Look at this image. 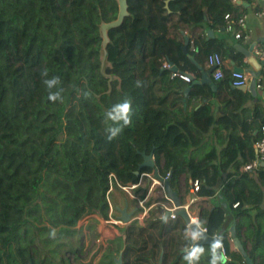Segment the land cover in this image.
<instances>
[{"label":"trees","instance_id":"obj_1","mask_svg":"<svg viewBox=\"0 0 264 264\" xmlns=\"http://www.w3.org/2000/svg\"><path fill=\"white\" fill-rule=\"evenodd\" d=\"M165 3L127 0L129 15L108 31L101 70L99 24L116 18L117 0H0V264H114L119 255L121 264H190L182 250L191 237L178 214L118 227L84 260L91 249L84 252L78 221L109 218V175L116 187L138 183L151 171L135 174L142 151L169 174L180 200L181 175L186 191L197 180V195L207 198L198 222L221 237L227 261L197 245L198 264L214 257L247 264L233 237L252 264H264V167L241 169L255 158L264 99L233 87L228 67L215 90L176 74L210 54L241 64L231 42L205 30L225 29L224 15L234 20L242 7L232 0ZM169 61L177 72L163 67ZM52 77L59 83L48 89L43 81ZM50 92L60 99L49 100ZM125 100L131 123L109 140L117 125L106 114Z\"/></svg>","mask_w":264,"mask_h":264},{"label":"water","instance_id":"obj_2","mask_svg":"<svg viewBox=\"0 0 264 264\" xmlns=\"http://www.w3.org/2000/svg\"><path fill=\"white\" fill-rule=\"evenodd\" d=\"M236 3L244 4L240 0H237ZM117 4H118V11H117L116 18L112 19L110 21H107V22H101L99 24L100 35L102 37V41H101V53H102L101 70H103L105 68L106 63H107V56H108L107 45L110 41L109 36H108V31L112 28L119 27L122 24L124 18L129 15L127 0H117ZM165 6L167 7V0L165 3ZM206 32H207L208 37L213 36V32L211 29H208ZM187 44H188V36L184 35V43L182 45V49H183L184 53L187 52ZM255 45L256 44L251 45L248 49H243V48H240L239 45H236V47L238 48V51L242 53V55L246 59V62L250 66V68L244 69V67L242 65L235 64L233 60L230 61V64L232 65L233 71L243 72L245 70L250 74L251 77H250L249 83L247 85L237 86L236 88L241 89V90H245V91L247 90L253 98L257 97V92L255 89L256 77L259 75L260 70L264 67V44L262 45L261 49H259L261 51V58L260 59L258 58V56L254 52V46ZM168 64H169V68L173 72H177V67L175 65H173L172 62L169 61ZM197 67L200 70V78L193 80L191 82V85L192 84H208L212 90H215L216 84L214 83V81L210 77L212 67L208 68L207 70H204L200 65H197ZM188 90H189V87H186L184 89V93L186 94L188 92ZM261 97L264 99V91L261 93ZM205 100L206 99H204V101ZM141 154L143 156V160L141 163H139L138 169L135 171V174L138 175L140 168L149 167V168L153 169V176L157 180H159L160 182L163 183V188H164V191L166 193V196L171 200L173 206L176 209V213L182 217L184 223L187 225L190 232L192 234H194V236H195V239L190 240V244L192 245V247L189 250L190 253H193L194 251H196L197 245H209L212 247V249L214 251L213 255L215 257H217L218 259L220 257L226 258L225 254H224V249L222 246L221 237L218 235H209L206 232V230H203L197 222L190 221V217H189L186 209L181 207L182 204H181L180 198L178 196V192L175 189H173L171 184H170V180L168 178L169 176L167 178H164V176H162L159 173L157 167L155 166V160L153 159V154L152 153L146 154L144 151H142ZM260 165L264 166V162H261ZM126 207H127V205H125L122 208H117V209L120 212L119 219L121 221H123L124 223H129L131 221L132 211H127ZM170 214H171V210L165 209L164 217L167 218L170 216ZM233 227H234V224L231 225L230 230H232ZM231 242H232L234 249H236L237 251H239L242 254V256L244 257L247 264H252L251 258L246 255L245 249L242 246L239 239L236 237H233L231 239ZM217 244H219V247H216ZM226 261H227V258L221 262L224 263ZM192 262H193V264H198L196 262V256L192 258ZM121 263H122V259H121V255H119L115 259L114 264H121Z\"/></svg>","mask_w":264,"mask_h":264},{"label":"rangeland","instance_id":"obj_3","mask_svg":"<svg viewBox=\"0 0 264 264\" xmlns=\"http://www.w3.org/2000/svg\"><path fill=\"white\" fill-rule=\"evenodd\" d=\"M153 159L155 160L154 156ZM144 173L146 175H142V186L141 188H139V190H135V188H127V190H125L121 189L118 186H113L112 190L108 194V198L112 205L111 211L108 210V213L110 214L108 219H104L97 215H91V217H94L97 222L92 220L89 216L84 217L78 221L77 227L82 228L84 232V252L89 248L91 249L84 258L86 262L91 258V254L95 250H97L101 246L106 245L108 239L115 238L120 234L118 227H122L128 224L119 219L120 212L117 208H122L127 205L126 209L127 211H132L131 218H133L134 216H139L140 214H142V212L144 211L142 206L147 208L148 204L156 203L155 206H152L149 210H147V213L143 218L132 219L136 221L138 225H144L147 220L162 217L164 210L166 208L172 207L173 204L171 200L166 196L163 188V183L153 176V169L151 168L150 172ZM189 190L186 191L185 179L184 176L181 175L179 177L178 191L182 201H186V196L188 195ZM205 204L206 203H204L203 201L198 200L189 208L190 213H193H191V215L195 217L197 221V211L199 210V207L205 206ZM88 226H90L89 229ZM99 256L100 253H97L93 258V263L98 260Z\"/></svg>","mask_w":264,"mask_h":264},{"label":"built area","instance_id":"obj_4","mask_svg":"<svg viewBox=\"0 0 264 264\" xmlns=\"http://www.w3.org/2000/svg\"><path fill=\"white\" fill-rule=\"evenodd\" d=\"M232 1H235V0H232ZM245 18H246V15L243 13L234 20L231 19V15L229 13H226L224 15L226 27L237 26V27L241 28L244 25ZM234 35H235V37H240L241 34L239 31H237V32H235ZM191 48L193 49L192 45H191ZM254 52L258 56V58L260 59L261 58V51L257 48H254ZM205 65L207 68L212 67L210 77L212 78L213 81H219V80L223 79V77H224L223 70L225 67V60L222 59L219 55H217V54L208 55L207 59L205 60ZM163 67H169V64L167 62H164ZM176 74L178 75V77L180 79H182L183 81H185L187 83L192 82L193 80L200 78V72L196 71V70H194V71L184 70L183 72H178ZM250 77H251L250 74L248 72H246L245 70L243 72L231 71L230 84L234 87L241 86V85H247L249 83ZM255 89H256V92L258 91L260 93L264 91V70H263V68L260 70L259 75L256 77ZM258 132H259V137L256 138L255 141L253 142V147L255 150V158L252 159L251 161L247 162V163H244L241 166V169L243 171H254L258 168V166H261L260 165L261 162H264V122L260 124ZM142 174H144V173H142ZM112 176H113V174L109 175L108 193L113 188V184L111 182ZM168 176H169V174L164 176V178H167ZM138 184H139V181H138V183L129 184V185H121L120 183H117V186L120 187L121 189L127 190V188H129V189L136 188L138 186ZM198 189H199V182L197 180H193V181L191 180L190 181V190L188 192V200H187V202H185L184 204L181 205V207L186 209V211L190 217V221H192V218H194V221H192V222H197V223H198L197 219L191 215L192 212L190 213L189 208L193 204H195V202H197L199 197H200L197 195ZM108 204H109V210L111 211L112 205H111L109 198H108ZM169 209L171 210V214L169 217L172 219L175 218V215L177 214L175 207L172 205V207H170ZM109 216H110V214H109ZM135 218H137V217H135ZM201 228L203 230H206L204 227H201Z\"/></svg>","mask_w":264,"mask_h":264},{"label":"crops","instance_id":"obj_5","mask_svg":"<svg viewBox=\"0 0 264 264\" xmlns=\"http://www.w3.org/2000/svg\"><path fill=\"white\" fill-rule=\"evenodd\" d=\"M235 1H237V0H235ZM240 1L242 3H244V4H238L237 3L238 5H240L242 7L241 14L243 13L246 15L244 25L241 28H239L237 26L226 27L225 29H217V30L213 29V28H207L205 31H207L208 29H211L213 32V36L226 38L229 42L232 43L233 47L237 51H238V48L236 47V45H239L240 48L248 49L251 45L256 44L254 46V48L261 49L262 45L264 44V0H240ZM237 31L240 32V34H241L240 37H235L234 34ZM198 32H199V29H196L194 33L196 34ZM205 33H206V37L209 38L207 36V32H205ZM240 65H242L244 67V69L250 68V66L246 62V59L244 58L243 55H242V61H241ZM201 67L204 70L208 69L205 65V61ZM227 67L230 68L231 71H233L232 65L230 64L229 60H225V68H227ZM263 69H264V67H263ZM186 70H192V71L196 70V71L200 72V70L198 69L197 66L195 68H188ZM214 83L216 84V81H214ZM261 93L257 91V97L258 98H262ZM142 175L143 174L140 175L139 184L135 188V190H139V188H141V186H142L141 185L142 179H143ZM190 181L191 180H189L188 182L190 183ZM144 197H146V196H144ZM206 199H207L206 197H199L198 200L200 201V200H206ZM187 200H188V195L186 196V201L184 200V202H187ZM140 201H141V199H140ZM155 205H156V203H150V204H148L147 208L142 206L144 209L142 214H140L139 216H134L133 218H135V217H137V219L143 218L145 216V214L147 213V210H149L152 206H155ZM133 218H131V220Z\"/></svg>","mask_w":264,"mask_h":264},{"label":"clouds","instance_id":"obj_6","mask_svg":"<svg viewBox=\"0 0 264 264\" xmlns=\"http://www.w3.org/2000/svg\"><path fill=\"white\" fill-rule=\"evenodd\" d=\"M47 71L45 70L42 75L47 76ZM44 85L48 89H52L54 86H56L59 83V79L57 77H52L51 79H45L43 81ZM48 99L51 101H56L60 99L59 92L56 93H49ZM131 115H132V108H131V101L125 100L122 103L116 104L112 107V109L106 114V118L110 121H112L114 124H116V127H110L108 129L109 136L108 139L111 140L112 138L116 137L124 127L128 126L131 123ZM52 235H55L53 232ZM216 247H219V244L216 245ZM196 256V252L194 251L191 253L186 259L191 261L193 257ZM221 261L226 259L225 257L219 258ZM212 264H216V258H213Z\"/></svg>","mask_w":264,"mask_h":264},{"label":"flooded vegetation","instance_id":"obj_7","mask_svg":"<svg viewBox=\"0 0 264 264\" xmlns=\"http://www.w3.org/2000/svg\"><path fill=\"white\" fill-rule=\"evenodd\" d=\"M181 201V204H184L185 202L184 201H182V200H180ZM170 208V207H169ZM169 208H166V209H169ZM165 211V210H164ZM198 212H199V210L197 211V217H198ZM163 218H165L164 217V213H163V216H162ZM161 218V217H160ZM187 226V225H186ZM188 228V227H187ZM190 230L188 229V232H187V234L191 237V239H195V236H194V234H191V232H189ZM192 247V245L191 244H189V246L187 247V248H184L182 251H184V252H187V253H189V255L191 254L190 253V248ZM196 252V251H195ZM118 257V256H117ZM116 257V258H117ZM115 258V259H116ZM190 264H193V262H192V259H191V263Z\"/></svg>","mask_w":264,"mask_h":264},{"label":"bare ground","instance_id":"obj_8","mask_svg":"<svg viewBox=\"0 0 264 264\" xmlns=\"http://www.w3.org/2000/svg\"><path fill=\"white\" fill-rule=\"evenodd\" d=\"M192 221H194V218H192Z\"/></svg>","mask_w":264,"mask_h":264}]
</instances>
